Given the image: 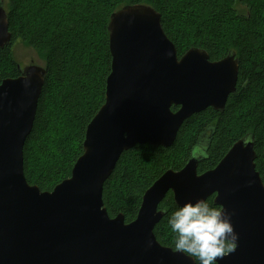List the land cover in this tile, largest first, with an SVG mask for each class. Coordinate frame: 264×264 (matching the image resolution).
Here are the masks:
<instances>
[{
	"label": "water",
	"instance_id": "95a60500",
	"mask_svg": "<svg viewBox=\"0 0 264 264\" xmlns=\"http://www.w3.org/2000/svg\"><path fill=\"white\" fill-rule=\"evenodd\" d=\"M108 31L112 61L105 101L87 125L71 175L52 190L30 184L24 167L48 70L18 64L19 75L0 83V264H195L154 233L165 214L159 205L170 191L177 205L214 195V203L231 214L238 245L217 258L219 264H264V181L251 133L199 173L209 141L203 135L198 145L206 155H190L181 169L156 179L133 221L122 212L109 215L104 185L121 155L139 144L170 147L188 118L209 107L224 111L237 91L240 59L230 51L212 60L200 47L179 56L162 14L145 3L114 11ZM12 37L2 1L0 51Z\"/></svg>",
	"mask_w": 264,
	"mask_h": 264
},
{
	"label": "trees",
	"instance_id": "16d2710c",
	"mask_svg": "<svg viewBox=\"0 0 264 264\" xmlns=\"http://www.w3.org/2000/svg\"><path fill=\"white\" fill-rule=\"evenodd\" d=\"M2 1L13 37L10 45L0 51V62L8 60L9 64V68H2L0 63V83L7 77L19 75L12 52V45L18 39L39 54L48 70L34 126L24 147L25 175L30 184H37L44 191L52 190L71 175L76 160L83 153L87 125L105 101L106 79L112 61L110 16L117 9L134 3L149 4L162 14L163 29L175 43L179 56L192 47L206 49L212 60L235 51L240 59V71L237 91L230 95L224 111L209 107L194 114L183 123L170 147L139 144L121 155L104 185L103 200L109 215L114 217L122 212L126 222L133 221L145 191L167 169H180L185 165L207 128L210 133L214 130V134L207 158L198 167L200 173L214 168L237 140L251 133L255 137L256 169L264 181V0H105L100 4H75L67 0L60 9L45 0H0V4ZM65 4H68L66 8ZM47 9L60 12L50 29L42 23V14ZM231 24L236 26L234 31L229 29ZM84 25L90 34L80 44L83 46L80 58L72 60L67 57L69 53L64 44L67 39L70 42L77 39ZM52 90L61 111L79 122L78 144L70 158L58 152L53 165H48L46 171L32 180V147L35 145L45 154L48 151L39 131L47 126L46 101ZM92 91L97 101L86 112L82 101L88 100ZM178 108L172 106L174 111ZM202 118L204 123L197 127L194 138L185 147L184 135L188 127ZM235 124L240 125L236 134ZM114 179L121 186L118 199L112 183ZM207 200L216 205L214 195ZM175 206L177 203L170 191L159 205L165 214L154 229L158 241L172 248L174 241L168 218Z\"/></svg>",
	"mask_w": 264,
	"mask_h": 264
},
{
	"label": "rangeland",
	"instance_id": "374dc122",
	"mask_svg": "<svg viewBox=\"0 0 264 264\" xmlns=\"http://www.w3.org/2000/svg\"><path fill=\"white\" fill-rule=\"evenodd\" d=\"M66 1L67 0H45V2L54 3V5L56 4V7H58V9H60V7L63 6ZM68 1L69 3L75 4H88L89 2H93L94 4H100L105 2V0ZM68 4H65V8ZM59 13V11H49V9H47L42 14L43 26L49 29L52 28V26L56 23L55 21L59 16ZM18 22H20V19H18ZM235 27V24H231L229 29L231 31H234ZM262 29H264V26L262 27ZM89 34L90 32L87 31V28L84 25L80 34L77 36V39H75L73 42H70L69 39L66 40L64 48L66 50V53H69L67 56L68 58L72 60L80 58V51H82L81 47L83 48V46H80V44L83 43L84 38ZM222 42L224 43V40H222ZM12 52L15 60L18 64H20L21 68H25L26 66L32 63L45 66V61L39 56V54L32 47L28 46L20 39L16 40L12 45ZM0 63L2 68H9L8 60H3ZM96 101L97 98L92 91L89 99L82 101V106L87 112L91 107L95 105ZM46 110L48 116L47 126H43L39 132L40 137L43 139L48 151L45 154L40 148H37L35 145L32 147L30 154V174L32 180L36 179L40 174L46 171L49 168L48 165H53L55 161V156L58 152L60 153V155L65 156L66 159L70 158L78 144L77 136L80 129L79 122L76 118L66 115L61 111L59 107V101L55 96L53 90L46 101ZM204 121V118H202L190 124V126L188 127V131L184 135L185 147L191 143L192 139L194 138L197 127L201 126ZM235 125L236 134L240 131V125ZM62 151H64V153H62ZM112 183L115 187L116 198L118 199L121 196V186L120 184H118L117 179H114Z\"/></svg>",
	"mask_w": 264,
	"mask_h": 264
},
{
	"label": "clouds",
	"instance_id": "9594fccd",
	"mask_svg": "<svg viewBox=\"0 0 264 264\" xmlns=\"http://www.w3.org/2000/svg\"><path fill=\"white\" fill-rule=\"evenodd\" d=\"M190 155L199 160L206 152L197 145ZM168 225L173 234V251L186 254L195 264H219L217 258L228 256L238 245L239 235L231 214L206 199L175 206Z\"/></svg>",
	"mask_w": 264,
	"mask_h": 264
},
{
	"label": "flooded vegetation",
	"instance_id": "af4514ba",
	"mask_svg": "<svg viewBox=\"0 0 264 264\" xmlns=\"http://www.w3.org/2000/svg\"><path fill=\"white\" fill-rule=\"evenodd\" d=\"M213 134H214V130H212L211 131V133L209 132V130H208V128L206 129V131L204 132V133H202L201 134V136L199 137V139L197 140V144H196V146L198 145V143H199V140H200V138L203 136V135H205L207 138H208V148H207V154H208V149L210 148V146H209V143H210V138L213 136ZM212 139V138H211ZM206 140V139H205ZM189 159V158H188ZM186 164V163H185ZM182 168V167H181ZM180 168V169H181ZM168 170V169H167ZM175 170H179V169H175ZM199 171V170H198ZM205 172V171H204ZM200 173V172H199ZM203 173V172H202Z\"/></svg>",
	"mask_w": 264,
	"mask_h": 264
}]
</instances>
